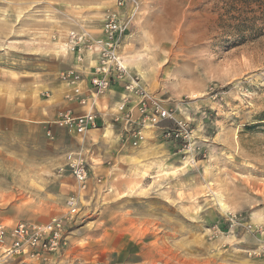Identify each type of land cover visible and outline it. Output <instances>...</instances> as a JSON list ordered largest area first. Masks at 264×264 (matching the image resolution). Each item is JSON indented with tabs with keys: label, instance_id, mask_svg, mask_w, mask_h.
<instances>
[{
	"label": "rangeland",
	"instance_id": "obj_1",
	"mask_svg": "<svg viewBox=\"0 0 264 264\" xmlns=\"http://www.w3.org/2000/svg\"><path fill=\"white\" fill-rule=\"evenodd\" d=\"M114 1L0 0V220L47 222L74 207L62 246L41 257L51 264H101L137 243L157 248L150 264H264V20L256 5L137 0L120 53L171 118L142 129L133 146L120 121L83 136L54 123L68 90L59 75L71 57L76 65L62 36L72 20L101 28ZM122 84L104 118L124 96L137 114ZM167 129L185 137L166 139ZM70 152L89 168L85 190L67 166Z\"/></svg>",
	"mask_w": 264,
	"mask_h": 264
},
{
	"label": "built area",
	"instance_id": "obj_2",
	"mask_svg": "<svg viewBox=\"0 0 264 264\" xmlns=\"http://www.w3.org/2000/svg\"><path fill=\"white\" fill-rule=\"evenodd\" d=\"M114 4V9H106L103 12L98 34L92 35L86 30L75 29H69L64 33L62 36L64 47L74 55L76 65L64 70L59 76L66 87L71 88L66 95L67 100L74 99L80 105H85V97L82 95L80 86L83 81L80 67L86 61L88 53L94 57L88 81L92 96L106 91L113 82L122 81L124 91L136 96L137 114L133 117L131 109L127 106L130 102L124 96L113 118L116 122L123 123L124 133L133 140L132 145L135 146L143 138L142 129L171 118V114L163 101L147 94L138 85L136 82L138 78L128 73L122 53H120L121 41L138 9L137 0H115ZM55 37V34L51 36L54 40ZM54 123L68 133L72 132L79 136L100 126L97 114L91 110L79 115L73 114L70 109L60 110L56 114ZM162 134L164 138L170 140L185 137L182 133L169 129L163 130ZM66 159L78 188L85 190L90 171L86 167L83 156L81 153L70 152ZM74 210V207H71L67 213L52 217L47 222L36 223L23 220L11 225L0 223L1 258L7 260L11 257L25 256L40 259L45 254L56 252L62 246L65 239L63 234L65 226L72 220L73 217L70 214Z\"/></svg>",
	"mask_w": 264,
	"mask_h": 264
},
{
	"label": "crops",
	"instance_id": "obj_3",
	"mask_svg": "<svg viewBox=\"0 0 264 264\" xmlns=\"http://www.w3.org/2000/svg\"><path fill=\"white\" fill-rule=\"evenodd\" d=\"M83 16V15H82ZM84 17V16H83ZM82 17V18H83ZM74 23L71 26V28H74L75 30L78 31H83L86 30L90 32L92 35H96V33H99L100 26L96 27L95 29L93 26H91L92 30L85 29L83 27L84 24H86V20H72ZM95 33V34H94ZM74 56V55H73ZM94 57L87 55V59L84 62V64L80 67V70H82V76H83V81L80 83L81 90H82V95L85 97V105H80L77 103L74 99H69L67 100L66 97L60 95L58 98V103L59 107L61 110H71L73 114L79 115L83 114L88 110H91L97 114V119L99 122V125L108 124L107 127L110 129L113 128L114 123L116 122L112 116H107L106 118L105 115L109 113V110L113 107L112 105V96H113V90H117L120 85L119 81L115 84H111L110 89L106 94L101 96L104 92L101 94H97L95 96H92V91L90 90V86L88 85L90 73H91V66L94 64ZM72 57L70 60H68L66 64V68H71L75 66V64H72ZM66 69V70H67ZM118 85V86H117ZM71 88L68 87V90L65 92L68 95L69 91ZM120 94V93H119ZM101 96V97H100ZM100 97V98H99ZM92 131V130H89ZM89 131H86L85 134H89ZM71 133V132H70ZM0 223L4 224L3 221L0 220ZM1 250L2 247H0V264H51L50 261H46L42 258L40 259H32L29 257H22V256H16V257H11L7 258V260H4L1 258ZM159 255L157 253V248L155 246H150L149 244H141L137 243L135 245L130 246V248L127 251H122L121 253L118 254H113L105 263L101 264H150V261L156 260ZM100 264V263H99Z\"/></svg>",
	"mask_w": 264,
	"mask_h": 264
},
{
	"label": "trees",
	"instance_id": "obj_4",
	"mask_svg": "<svg viewBox=\"0 0 264 264\" xmlns=\"http://www.w3.org/2000/svg\"><path fill=\"white\" fill-rule=\"evenodd\" d=\"M243 1H245V0H243ZM250 1H253L254 5H256V7H257V10L259 12L257 17L264 20V0H250ZM257 17H255V19H257Z\"/></svg>",
	"mask_w": 264,
	"mask_h": 264
},
{
	"label": "bare ground",
	"instance_id": "obj_5",
	"mask_svg": "<svg viewBox=\"0 0 264 264\" xmlns=\"http://www.w3.org/2000/svg\"><path fill=\"white\" fill-rule=\"evenodd\" d=\"M65 48V47H64ZM88 55H90L91 56V54L90 53H88ZM124 65H125V62H124ZM126 66V65H125ZM123 98V97H122ZM220 205V204H219ZM222 206H223V204H221Z\"/></svg>",
	"mask_w": 264,
	"mask_h": 264
}]
</instances>
